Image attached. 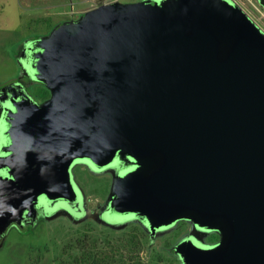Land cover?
Segmentation results:
<instances>
[{
	"label": "water",
	"instance_id": "1",
	"mask_svg": "<svg viewBox=\"0 0 264 264\" xmlns=\"http://www.w3.org/2000/svg\"><path fill=\"white\" fill-rule=\"evenodd\" d=\"M28 50L20 69L50 98L11 104L18 112L2 119V168L13 172L8 160L19 146L29 148L28 171L37 174L55 171L45 159L52 149L66 152L64 172L75 158L99 168L128 156L132 166L108 198L112 210L145 218L151 236L181 219L197 227L201 245L199 232L218 235L210 247L176 245L182 264H264V33L240 7L114 1ZM59 176L8 175L19 188L13 204L72 200Z\"/></svg>",
	"mask_w": 264,
	"mask_h": 264
},
{
	"label": "rangeland",
	"instance_id": "2",
	"mask_svg": "<svg viewBox=\"0 0 264 264\" xmlns=\"http://www.w3.org/2000/svg\"><path fill=\"white\" fill-rule=\"evenodd\" d=\"M30 1L0 0V89L21 77L20 62L17 61V53L21 45L28 40L47 36L63 22L76 20L81 16L80 14L72 15L70 0ZM114 1L132 3L135 0H90V4L97 7ZM232 1L264 33V9L259 5L258 0ZM50 5L52 7H49ZM65 12L67 14L64 15ZM41 91L42 93L37 97L38 102L47 97L46 91ZM76 174L82 190L93 191L98 197L107 193L110 185L108 176L93 175L89 170L80 167L76 169ZM94 198L92 196V199ZM178 225L181 226L180 229L185 226L186 231L180 230L175 233L178 230L176 228L169 234H160L152 244L142 236L141 230L135 225L122 229L123 232L122 230H114L116 231L114 232L92 222L70 223L66 219H59L41 223L28 233L10 229L0 244V264H59L69 255H78L79 251L77 247H74V243L83 237L95 239L98 244H102L103 241L115 242L121 238H129L131 235L139 237L140 250L137 256L144 264H177L166 253L164 247H169L184 231L187 233L191 230V224L180 222ZM199 239L202 242L217 240L212 233L199 235Z\"/></svg>",
	"mask_w": 264,
	"mask_h": 264
},
{
	"label": "flooded vegetation",
	"instance_id": "3",
	"mask_svg": "<svg viewBox=\"0 0 264 264\" xmlns=\"http://www.w3.org/2000/svg\"><path fill=\"white\" fill-rule=\"evenodd\" d=\"M139 1L142 0H135L132 1V3ZM148 1L157 2L158 0ZM229 1L234 3L232 0ZM35 40L36 39L28 40L26 44L24 43L23 45H21L17 53L18 62H21L22 60L27 61L29 55V44L30 42ZM22 73L20 78L7 83L0 89V107L2 108L0 117V152L2 151L0 155V193H2L0 199V244L4 241L6 234L10 229H17L22 233H28L33 227L36 228L41 223H49L52 221L54 222L59 219H66L70 223L92 222L95 225L101 226L111 231L114 230L101 224V221L114 226H124L123 230L127 229L130 225H135V227L141 230L142 236L145 237L149 243H153L154 241H156V237L158 235L164 233L169 234L176 228L178 230L175 231V233L180 230L186 231L185 226H183L182 229H180L181 226H177V224L180 222H185V224L188 223L189 225L191 224V230H189L187 233L184 231L181 235H179V237L175 239V241L171 245H169V247H164L166 253L173 260H175L177 264H182L178 255L174 252V247L179 243L190 240L198 246L210 247L217 242V234L212 233L216 236L217 240L212 242H209L208 240L206 242H202L201 240L203 245L197 243L196 234L198 229L191 221L185 219L178 220L166 228L161 227L159 229H156L153 236H151V232L148 229L145 218L135 216L131 213H118L112 210L110 208V202L108 198L115 180L118 177L124 176L127 172L126 170L132 166V161L129 160L128 156H125L122 162H117L116 158H114V160H112L110 164L99 168L92 165L85 158H75L68 166L67 171L64 172L62 165L65 159H68L66 152L61 149H52L49 156H45V159H47L48 157V159L56 163L54 165L55 171H48L43 174H37L36 172L34 173L31 170L28 171V168H30L28 166V163L31 162L33 158V156L25 154L29 148L27 146H19L16 156H13L8 160L14 162L13 172H8L6 168H2L1 166L4 164L1 161L5 158L3 154L9 149V145L7 146L2 143V141H5L6 143L8 141L2 135L4 132V123L2 119L4 118L6 120L14 121V115L18 112V110L13 108L11 104H17L22 102L21 100L27 99L36 105H41L50 98V92L41 83L35 81L28 70H23ZM5 87H11V92H8L7 90L2 91V89ZM41 90L46 91L47 97L41 102H38L37 97L42 93ZM14 96H17V98H14ZM53 136L56 137V134L54 133ZM51 139L53 140L52 137ZM4 161L6 162V160ZM78 167L89 170L93 175L102 176V174H104V176H108L110 178V185L107 188V193L98 197L93 191L87 192L86 190H82L77 181L78 175L76 174V169ZM8 175H17V177L19 178L21 175H60L59 177H61V179H64L62 185L65 183V181V184L67 185V187L64 186L66 187V189H62V186V190H60V192H64L66 190V193H68L69 184V193L67 195H70V197H72L73 199L70 200L69 198L64 197H59L56 199H46L45 197L40 196L36 201L32 202L27 207H24L25 205H22V207L20 204L14 205V195H16V192L19 188L17 189V182L12 181V179H10ZM92 196H94L95 198L92 199ZM199 233H201L200 235H206L210 232L203 231ZM130 237H135L136 240H139L138 235H131Z\"/></svg>",
	"mask_w": 264,
	"mask_h": 264
},
{
	"label": "trees",
	"instance_id": "4",
	"mask_svg": "<svg viewBox=\"0 0 264 264\" xmlns=\"http://www.w3.org/2000/svg\"><path fill=\"white\" fill-rule=\"evenodd\" d=\"M74 247L78 248V255H69L59 264H144L137 256L140 242L135 237L103 241L102 244L83 237L74 243Z\"/></svg>",
	"mask_w": 264,
	"mask_h": 264
},
{
	"label": "crops",
	"instance_id": "5",
	"mask_svg": "<svg viewBox=\"0 0 264 264\" xmlns=\"http://www.w3.org/2000/svg\"><path fill=\"white\" fill-rule=\"evenodd\" d=\"M86 4H88V6H85ZM49 7H52V6L50 5ZM92 7H94V6H92L90 4V0H74V3H72V0H70V8H71L72 15H74V14H80L81 15L82 13H84L85 11L89 10ZM73 8L75 9L74 12H73ZM56 14H58V13H56ZM63 14L65 15V14H67V12H65ZM46 15H49V14H46Z\"/></svg>",
	"mask_w": 264,
	"mask_h": 264
}]
</instances>
